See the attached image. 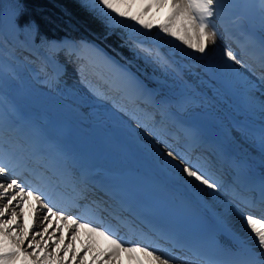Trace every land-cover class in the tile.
Listing matches in <instances>:
<instances>
[{
    "label": "bare ground",
    "instance_id": "1",
    "mask_svg": "<svg viewBox=\"0 0 264 264\" xmlns=\"http://www.w3.org/2000/svg\"><path fill=\"white\" fill-rule=\"evenodd\" d=\"M162 15L163 13L160 18ZM248 32L256 36L255 31H250L249 28ZM9 37L0 31V132L3 131L5 140L11 138L22 146L26 153L35 155L45 164L47 179H31L57 205L53 208L54 211H59L61 207L68 208L69 211L73 209L68 205L72 202L69 195H72V199L77 195L86 196V203L89 204L101 203L102 199L109 201V195L102 193L95 184L100 179L108 180L131 197L141 198L140 192L132 183L118 178V173L130 167L162 179L199 205L222 215L234 225H231L232 235H239L240 231L247 243H254L243 222L244 211L236 209L224 191L218 190L214 193L184 178L182 173L166 162L168 158L155 142L169 151L172 149L164 145V140L174 147L183 145L189 148L192 155L201 158L202 162L212 161L214 172L223 173L225 179H236L239 190L242 191L240 184L250 185L256 180L255 173L264 172V151L261 150L259 142L260 130L264 127V114L259 107L246 109L235 87L226 83L219 74L217 79H210L203 68L199 72L196 70L195 76L199 73L205 79H195L193 75L197 85L191 83L190 78L186 79L184 74L182 81L176 85L168 83L174 87L181 85L193 88L195 85V89L200 88L196 90L199 92L196 97L186 91L180 92L182 89H178L180 93L164 91L166 97H163L146 84L155 83L153 80L135 71L133 67L125 64L122 58L97 41L83 37H65L54 42L57 45L88 43L100 49L99 56L90 62L91 68L86 73V78L81 76L77 68H71L77 66L76 62L65 60L63 81L61 79L53 82L41 55L40 50L44 46L36 44L34 47L30 43ZM256 38L259 40L261 37ZM234 39L236 38L218 40V44L235 47ZM159 40L162 47L165 46L170 53L175 54L174 49L179 46L178 43L164 35H160ZM176 53L186 57L188 61L205 59L210 62V67L214 68L211 58L216 54L215 51L206 57L199 54L189 56L185 55V50L179 46ZM209 79L215 82L216 92L218 90L220 95L223 92L224 96H221L224 98L211 96L209 92L212 88L207 83ZM197 119H202L204 123H196ZM133 120L144 126L146 133H142L139 127L132 123ZM237 121L250 130L247 138L237 140L232 135L231 126ZM94 125L98 126L97 134L91 131ZM153 129L157 131L153 132ZM165 132L168 134L165 135ZM186 132H190L192 136H186ZM40 149L44 151L40 152ZM112 162L117 168L114 171L109 168ZM262 174L264 177V173ZM262 177L257 176L260 179ZM0 182L7 183L8 179ZM67 188L71 192L66 191ZM27 201L24 213L15 208L17 202L14 201L4 218L9 219L11 211L15 208L18 213L17 223L20 224L17 231L22 230L25 224L31 226L35 222V227L29 228L28 239L20 245L22 251L29 254V259L34 260L37 257L30 255L32 249L28 248V243L36 232L43 231L45 210L42 209L41 200L28 197ZM6 203L7 199L0 197V208ZM102 204L105 205L104 202ZM246 211L257 215L260 208L257 205ZM93 213L94 211L90 214ZM231 216L243 227H239ZM54 229L55 221L48 233L44 234L43 238L37 236L35 242L39 243L44 251L51 252L54 262L58 264L59 260L64 259V253L58 254L50 239ZM72 230L74 226L72 229L55 230V238L64 235L66 238L62 245L71 244ZM121 230L127 233L129 238H136L127 229ZM90 239L86 231L81 230L74 247L80 248ZM154 242L164 248L168 246V243L163 244L162 240L155 238ZM106 247V242L100 239L87 256L80 252L74 261L65 260V264H81L82 257L83 264H101L100 260H93V254L102 252ZM71 255L69 252L68 256ZM104 259H107V255ZM112 264L137 262L130 261L127 254H122L120 260L115 263L113 261Z\"/></svg>",
    "mask_w": 264,
    "mask_h": 264
},
{
    "label": "snow or ice",
    "instance_id": "2",
    "mask_svg": "<svg viewBox=\"0 0 264 264\" xmlns=\"http://www.w3.org/2000/svg\"><path fill=\"white\" fill-rule=\"evenodd\" d=\"M86 6L107 27L130 29L127 39L132 45L133 53L142 54L146 60L177 79H183L182 66L171 60L167 54L147 45L146 41L141 40L136 33L145 30L151 33L155 29L158 36L171 38L185 50V55L189 56L199 54L206 57L210 52L215 51L216 54L211 58L214 68L205 67L204 73L213 80L217 79L219 74L226 83L239 91L246 109L259 107L264 114V35L257 40L248 32V24L252 19L249 12L251 5L237 3L234 0H92ZM256 6L259 10L261 30L264 33V0H256ZM161 13H163L162 18H160ZM13 16L14 27L19 29L22 38L25 30L29 34L34 31L35 43L44 45L40 51L53 82L62 79L65 60L76 62L78 72L86 78V73L91 68L90 62L100 54V49L96 45L88 43L57 45L50 41L45 42L40 38L38 27L34 28L31 21L21 19L24 16L22 12L13 13ZM233 37L236 38L233 40L235 47L218 44V40L223 41ZM156 131L153 129V132ZM249 131L239 121L231 126V133L237 140L247 138ZM185 135L192 136L190 132H186ZM259 142L261 150L264 151V127L260 130ZM164 145L172 149L163 153L168 158L166 162L182 173L184 178L214 193L218 190L224 191L234 207L244 211L243 222L254 239L253 244L247 243L234 233V242L231 244L220 246L213 238L210 245L202 243L194 249L168 232L153 229L156 240H167L176 249L187 248L189 253L199 257L193 260L188 255L174 254L168 248L161 247L159 243L154 242L153 234L146 235L141 231L135 220L122 217L115 209H110L102 202L86 203V196L74 197L71 207L78 209L75 215H66L69 209L63 207L59 211H54L53 208L57 205L31 179L32 177L37 180L47 179L45 164L35 155L26 153L23 147L11 138L5 140L2 131L0 132V181L8 179V182H0V197L7 199V203L0 208V264H41V262L56 264L52 253L44 251L41 245L35 242L37 236L43 238L44 234L48 233L49 228L53 227V221H55V229L50 239L56 252L64 253V259L59 260L58 264H65V260L74 261L80 252L87 256L100 239L106 242L107 247L98 254L94 253L93 260H100L101 264L118 262L122 254H127L128 259L135 260L137 264H178V262L179 264H264V177L258 185H249L244 191H240L236 179H225L223 173L213 171L212 161L202 162L201 158L192 155L189 148L183 145L174 147L169 145L167 140H164ZM28 197L37 201H47L42 205V209L45 210L42 220L43 231L36 232L28 243V248L32 249L30 255L37 257L34 260L29 259V254L22 251L20 245L28 239L29 228H34L35 222L31 226L25 224L20 231L16 230L20 228V224L17 223L18 213L15 208H19L20 212L24 213ZM14 201L17 202L15 208L11 211L10 218L5 219L4 217L9 213V206L13 205ZM50 204L52 206H49ZM257 205L261 209L259 216L246 211ZM93 211L101 217L104 214L112 216L115 223H105L102 218L91 215ZM73 226L74 230L70 233L72 243L62 245L66 237L61 235L58 239L55 238V230L72 229ZM121 229H127L136 238L131 239L122 235ZM81 230H85L91 239L80 248H75L74 244ZM45 243L47 244V241ZM69 252L72 253L71 257L68 256ZM105 255L107 259H104Z\"/></svg>",
    "mask_w": 264,
    "mask_h": 264
},
{
    "label": "trees",
    "instance_id": "3",
    "mask_svg": "<svg viewBox=\"0 0 264 264\" xmlns=\"http://www.w3.org/2000/svg\"><path fill=\"white\" fill-rule=\"evenodd\" d=\"M248 1L251 0H245ZM88 3L90 2L87 0H21L22 9L19 13L24 15L22 20L27 19L36 24L40 38L45 42L63 36L93 39L124 61L132 63L136 71L145 69L131 50V44L125 40L130 29L107 27L86 6ZM1 11L0 0V13Z\"/></svg>",
    "mask_w": 264,
    "mask_h": 264
},
{
    "label": "rangeland",
    "instance_id": "4",
    "mask_svg": "<svg viewBox=\"0 0 264 264\" xmlns=\"http://www.w3.org/2000/svg\"><path fill=\"white\" fill-rule=\"evenodd\" d=\"M87 1H89L90 3L92 2V0H87ZM234 2L247 3V4L252 6L249 8V12L251 14L252 19H251V22L248 24V26H250V25L251 26L248 28L250 29V31H252V30L255 31V35L257 37H261L262 35H264V33H262V30H261V22H260V17H259V10H258V7L256 6V0H251L250 2L249 1L245 2V0H234ZM21 9H22L21 0H1L2 16H0V31L3 32L4 34H6V36H10L9 38H11V39L18 40L19 42L30 43L31 45H33L35 47L36 44H35V40H34L35 39V32L34 31L31 34H29L27 32V30H25V32L23 34V38H22L19 29H16L14 27L13 13L19 14ZM32 23H33V27L37 28L36 24L34 22H32ZM130 32H131V30H130ZM136 35L141 40L146 41L147 45L157 48L162 53L167 54L171 58V60L175 61L180 66H182V68L184 69L183 74H184L185 78L186 79L190 78L191 83L197 85L195 83V80L193 79V75H194L195 79L199 78V77L202 79H205L204 77H201V75L199 73H197V76H195L196 75L195 72H196V70L199 72V70H201L202 68L204 69L205 67H210V62H207V60H205V59L204 60H200V59L190 60V61H192V63H194V64H192L190 61L187 60L186 57L176 55L179 53V51H178V53H176L177 49H179V46H177L176 49H174L176 51L175 54L170 53V50H167L165 48V46L164 47L161 46L162 42L159 40L160 35L158 36L156 31L152 30V32L149 33L147 30H145L142 33H136ZM127 36L125 37V40L128 41ZM256 36H255V38H256ZM65 37H71L74 39H79V38H75L73 36H65ZM65 37H62V38H65ZM131 50H132V45H131ZM180 52H182V51H180ZM135 56L139 59L141 64H143L144 68L147 70V71H145V69H143V68L139 69V67H138L139 72H142L145 76H147L148 78L153 80L156 83L155 87L160 89V91H161V92L159 91L160 93H163L164 91L165 92L166 91H171V92L175 91V93H180V92L186 91L188 93H192L194 95V97H196L199 94V92L196 90H198L200 88L196 87V89H195V85H193L192 86L193 88H191L190 86H181V85H177L178 87H176V86L174 87V86H172V84H168V83H174L176 85V83L181 82L182 80L175 78L170 73L164 72L161 68L156 66L154 63L146 60L142 54L141 55L135 54ZM26 62H28V61H26ZM127 63L130 64L131 66H134L132 63H130L128 61H127ZM135 66L137 67V63H135ZM28 67H30V66H28ZM36 69H38V68L36 67ZM36 69L31 68L29 70L35 72ZM204 81H206V80H204ZM207 83H209L208 85L210 86V88H212L211 91L209 92L211 94V96H213V97L219 96V97L224 98L223 97L224 94L222 91H221L222 92L221 95H223V96H221L220 93H218L219 92L218 90L216 92V90L214 88L215 82L213 80L209 79V81L207 80ZM205 85L206 84H204V87L208 89V87H206L207 85L206 86ZM189 88H191V89H189ZM178 89L179 90L182 89V90H180V92H179ZM216 93H218V94H216ZM97 99L102 100L98 97H97ZM210 100L211 99H209V101ZM132 123L135 126L137 125L136 127H139V130L142 133H146L147 130L145 129L144 126H142L141 124L135 123L134 120ZM91 131H92V133H95L93 131V126L91 127ZM95 134H97V133H95ZM152 142H155V141L152 140ZM155 144L158 145L159 148L161 147L160 149L163 150L164 152L169 151V150H166V148L163 145L158 144L157 142H155ZM231 218L234 219L235 217L231 216ZM234 221L237 223V225L239 227H241V228L243 227V225L240 222H237L236 219H234ZM98 248L100 249V247H98ZM114 263H115V261H114Z\"/></svg>",
    "mask_w": 264,
    "mask_h": 264
},
{
    "label": "water",
    "instance_id": "5",
    "mask_svg": "<svg viewBox=\"0 0 264 264\" xmlns=\"http://www.w3.org/2000/svg\"><path fill=\"white\" fill-rule=\"evenodd\" d=\"M94 131H95V132H98V131H99V129H98V126H97V125H94Z\"/></svg>",
    "mask_w": 264,
    "mask_h": 264
}]
</instances>
